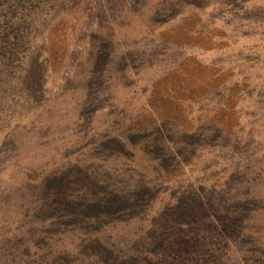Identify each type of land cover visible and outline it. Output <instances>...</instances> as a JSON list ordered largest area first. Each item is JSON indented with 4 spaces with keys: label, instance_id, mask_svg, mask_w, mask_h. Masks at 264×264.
<instances>
[{
    "label": "rangeland",
    "instance_id": "1",
    "mask_svg": "<svg viewBox=\"0 0 264 264\" xmlns=\"http://www.w3.org/2000/svg\"><path fill=\"white\" fill-rule=\"evenodd\" d=\"M13 3L0 264H264V0Z\"/></svg>",
    "mask_w": 264,
    "mask_h": 264
},
{
    "label": "trees",
    "instance_id": "2",
    "mask_svg": "<svg viewBox=\"0 0 264 264\" xmlns=\"http://www.w3.org/2000/svg\"><path fill=\"white\" fill-rule=\"evenodd\" d=\"M14 0H0V11L3 9V8H6L7 7V4H13V5H16L13 3ZM1 50V49H0ZM4 55H2L1 51H0V55H2L4 58L0 57V69L5 66V67H10L7 66V64H4V63H7L8 61H10L15 55H16V45H11L9 47L8 50H6V53L4 52L3 53Z\"/></svg>",
    "mask_w": 264,
    "mask_h": 264
}]
</instances>
